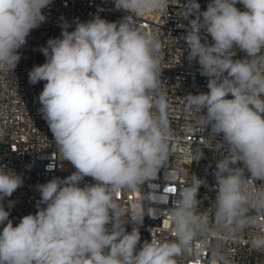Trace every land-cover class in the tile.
Listing matches in <instances>:
<instances>
[{"label":"clouds","instance_id":"obj_1","mask_svg":"<svg viewBox=\"0 0 264 264\" xmlns=\"http://www.w3.org/2000/svg\"><path fill=\"white\" fill-rule=\"evenodd\" d=\"M114 2L128 13L120 21L95 15L77 20L72 31L64 22L61 36L40 49L45 62L28 73L30 84L45 82L38 111L75 171L38 184L36 213L14 226L3 201L23 178L0 168V264H178L210 231L209 216L197 211L206 180L195 174L190 185L173 191V206L163 213L171 240L152 235L140 245L144 216L155 218L156 211L145 213L134 202L125 213L116 199L146 182L153 185L171 156L173 130L162 91L160 39L137 23L148 13L166 14L171 0ZM51 3L0 0V72L16 68L19 50L46 22L43 9ZM183 19L189 22L182 37L188 60L198 63L209 89L186 95L185 111L197 114L208 130L204 147L221 155L214 173L215 224L229 237L254 228L249 245L264 252V184L255 183L264 181V0H210L205 11L187 0ZM237 49L243 59L233 58ZM202 157L199 148L196 160ZM85 177L94 183L81 186ZM211 264L232 262L213 252Z\"/></svg>","mask_w":264,"mask_h":264},{"label":"built area","instance_id":"obj_2","mask_svg":"<svg viewBox=\"0 0 264 264\" xmlns=\"http://www.w3.org/2000/svg\"><path fill=\"white\" fill-rule=\"evenodd\" d=\"M197 2L200 11H205L210 0ZM186 3L187 0H171L166 14L152 12L137 18V23L157 35L162 45V91L168 98V117L173 130L171 156L167 164L160 168L156 179L151 181V187L146 182L141 189L121 192L116 199L125 213L129 212L134 202H141L145 213H149L151 208L156 211L155 218L147 214L144 216L143 224L139 227L140 245L145 240L150 242L152 235L161 241L174 239L170 226L165 227L168 222L163 215L173 206L175 193L168 189H175L178 193L182 187L190 185L194 174L189 169L194 167L195 175L206 180V185L199 189L197 199L201 203L197 211L209 216L210 231L194 241L193 251L179 257L178 264H211L213 252L225 254L232 264H264V252L255 251L249 245L254 228L229 237L215 224L212 208L216 198L214 173L216 161L221 155L204 147L208 130L200 125L197 114L185 111L186 95L209 91L208 78L200 74L196 61L189 62L187 44L182 39L189 27L188 19H183ZM236 7L244 10L242 4L238 3ZM43 13L47 20L31 31L26 45L19 50L21 59L16 68L12 72H0V132L3 133L0 137V168L23 178V185L3 201L14 226L23 216L36 213V203L40 199L36 190L38 184L46 183L53 177L65 178L75 171L58 152L49 126L38 111L41 107L38 96L45 82L29 83V71L34 65L45 62L40 49L47 45L49 39L61 36L64 22L71 25L68 30L72 31L77 20L87 22L99 15L109 22H118L128 14L124 10H116L114 0H52ZM192 18L194 16L189 17ZM201 35L206 34L202 31ZM207 41L212 42L210 35ZM244 57L245 53L237 49L233 58ZM199 148L203 157L196 160ZM245 175L250 174L246 172ZM85 183L92 184L94 181L91 177H85L81 186ZM255 183L259 186L264 181L257 180ZM168 198L167 204L157 203ZM10 200L14 201L11 208L8 207ZM125 227L130 232L133 224L129 222Z\"/></svg>","mask_w":264,"mask_h":264},{"label":"rangeland","instance_id":"obj_3","mask_svg":"<svg viewBox=\"0 0 264 264\" xmlns=\"http://www.w3.org/2000/svg\"><path fill=\"white\" fill-rule=\"evenodd\" d=\"M189 170H190V173H192V174H195V172H196L194 167H191Z\"/></svg>","mask_w":264,"mask_h":264},{"label":"snow or ice","instance_id":"obj_4","mask_svg":"<svg viewBox=\"0 0 264 264\" xmlns=\"http://www.w3.org/2000/svg\"><path fill=\"white\" fill-rule=\"evenodd\" d=\"M175 189H168V191H174Z\"/></svg>","mask_w":264,"mask_h":264}]
</instances>
